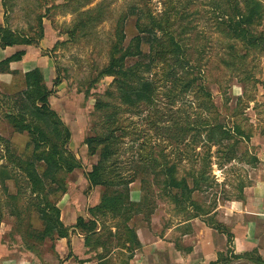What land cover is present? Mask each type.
Wrapping results in <instances>:
<instances>
[{
  "label": "rangeland",
  "instance_id": "rangeland-1",
  "mask_svg": "<svg viewBox=\"0 0 264 264\" xmlns=\"http://www.w3.org/2000/svg\"><path fill=\"white\" fill-rule=\"evenodd\" d=\"M133 5L143 23L149 25H152L150 15L162 17L172 5L184 6L186 13L178 18L172 14L170 30L180 35L189 65L182 66L174 60L155 62L153 70L146 72L138 64L148 63L150 59L148 33L140 34L146 37L142 42L146 56L122 58L125 67L137 72L133 79L151 77L158 72L160 87L152 104L146 100L124 102L114 77L100 78L102 69L113 58L120 59L131 39L139 33L135 24L137 15L131 11ZM211 7L210 0H0V26L31 40L30 44H16L7 51H4L7 47H0V58L21 49L26 51L21 62H13L11 70L0 72V256L2 248L9 247L15 249L12 256L34 257L37 264L62 262L57 252L60 239L38 240L31 233L42 230L43 222L28 203L29 183L14 164V156L31 158L33 146L29 134L16 131L4 116L6 110L14 108L19 92L26 87L23 69L34 65L43 68L46 83L53 90L51 107L70 128L68 147L82 163L80 168L64 175L67 192L51 196L58 200L60 208L73 203L76 210L88 211L95 200H100L104 188H92L86 176L99 161V154L90 153L85 139L108 134L109 125L119 137L115 142L118 152L108 160V165L114 164L127 178L137 176L130 187L134 193L138 191L141 197L144 194L147 197L148 205H144L142 215L149 224L161 210L165 221L170 222L174 216L188 218L194 213L203 215L207 210L211 213L207 218L220 223V206L243 197L244 187L253 183L252 169L264 164L261 159L264 145L260 139L264 134V48L247 50L238 42L237 53L242 59L236 60V68L228 64L234 54L229 49L228 38L214 25ZM121 31L125 35L122 38ZM155 33L163 35L157 27ZM167 63L175 65L177 74L190 79L198 74L202 86L195 82L187 88L185 77L177 83L175 80L172 86L164 78ZM98 101L105 106L98 108L95 105ZM112 113L115 121L108 119ZM197 116L210 121L217 118L228 127L238 123L244 131V135L234 137L235 143L226 138L221 150H218L220 144L211 145L212 165L207 168L208 178L199 186L189 178L190 187H196L192 196L200 208H194L189 201L176 202L162 183L141 181L153 178L145 175L148 167L144 162L152 161L156 171L164 170L166 162L175 163L177 177L204 166L203 157L209 154V145L197 148L201 142L192 141L196 132L191 123ZM232 143L231 155L235 158L227 161L223 158L227 152L224 147ZM39 169L43 168L39 166ZM150 210L153 214L149 218L146 213ZM103 221L108 222L104 223L107 227L117 222V218L109 214L102 216ZM228 231L226 225L224 232ZM228 248L225 253L231 256L230 243Z\"/></svg>",
  "mask_w": 264,
  "mask_h": 264
},
{
  "label": "trees",
  "instance_id": "trees-1",
  "mask_svg": "<svg viewBox=\"0 0 264 264\" xmlns=\"http://www.w3.org/2000/svg\"><path fill=\"white\" fill-rule=\"evenodd\" d=\"M191 1L189 0V2ZM210 4L212 5L211 9L214 19L212 21L216 29L228 38L229 49L234 54V59L229 61L228 64H232L236 68V60L238 58L242 59V56L237 53L238 46L236 44L238 42L247 50L264 48L263 0H210ZM183 8L184 6L177 8L172 5V9L166 10L162 17L150 15L152 25H149L148 23H143L142 16L138 15L135 6L131 7L132 13L137 15L135 24L139 33L131 39L130 44L126 47L120 59L113 58L109 65L103 68L100 73V78L105 76L114 77V82L117 83V88L122 94L124 102L146 100L152 104L156 100L155 92L160 87L158 72L154 73L151 77L139 76V78L133 79L137 74L135 69L125 67L122 63V58L128 56L142 54L146 56L142 49L143 38L146 37L142 35L148 33L150 36L146 38L149 42L150 59L148 63L141 62L138 64L144 66L146 72L153 70V63L155 62L164 63L174 60L176 64L180 63L182 66L190 64L186 58L185 48L182 39L179 37L180 35L170 30L173 23L171 19L172 14H174L175 18L185 16L186 13L183 11ZM98 10L102 14L99 6ZM128 16V14L124 16L121 24H124V20L126 21ZM155 27L162 31V36H158L155 33ZM186 29L189 28L186 27ZM123 36H125L124 32L121 31L120 37L122 38ZM30 43V39L20 37L12 30L0 26V47ZM25 54L26 51L21 49L1 59L0 72L11 70V63L22 60ZM160 69L162 70V66ZM24 76L26 87L19 92L14 108L6 110L4 116L16 131L27 132L29 134L31 145L33 146L31 158L14 156V159H16L14 164L25 174L29 183L31 201L28 203L32 205L43 222L42 230H34L31 233H34L33 236L38 240H46L47 238L55 240L69 237L71 227L63 222L58 200H53L51 196L67 192V182L64 175L80 168L82 163L68 147L71 138L70 128L64 124L58 113L51 107L50 96L53 90L46 83L43 68L36 66L26 71ZM181 77L188 78L177 74L174 64L167 63L164 73L165 80L167 81L168 79L173 86L174 81L176 80L177 83ZM195 82L202 86L198 74L191 79L188 78L184 86L187 88L191 87ZM56 84H59L58 80ZM95 105L98 108L105 106L101 101H98ZM111 118L115 121L114 113L108 115V119L111 120ZM191 127L196 132L192 137V141L195 144L201 142V145H196L197 148L209 145V154L203 157L204 166L197 171H189L185 176L177 177L175 163L168 164L166 162L167 167L164 170L156 171L153 168L154 163L152 161L151 163L144 162V165L148 167L145 175L152 176L153 178L152 181H147L146 179H142L141 181L144 184L146 182L149 184L162 183L176 202L189 201V204L194 208H200L199 203L192 196L196 187L195 185L194 187H190L189 178H192V182L199 186L202 181L208 178L206 175L207 168L212 165L211 145L220 144L218 150H221L224 144L223 141L226 138L233 139L235 143L237 139H234V137L244 135V131L238 123H233L231 127H228L225 122L217 118H213L210 121L202 119L200 116H197V119L191 123ZM108 130V134H95L85 139L90 153L94 155L99 154V161L93 164L92 169L86 173L89 185L92 188L101 186L104 188V191L99 203L88 208L91 218L86 220L79 216L74 226L84 233L85 244L87 246L94 248L101 246L107 252L111 251L115 246H121L131 251L137 247L139 242L137 240V232L135 229L130 228L127 223L135 214L144 212V205H148L147 197L144 194L138 202L132 201L130 197V184L137 176L133 175L127 178L125 175H121L117 168L113 167L114 164L108 165V160L118 152L115 142L117 141V137H119V135H115V129H112L110 125ZM202 132H205V135H202ZM233 147V143L224 147L227 150L224 153L225 157H223L225 160L230 161L235 158L231 155ZM7 149L9 150V147ZM39 166L43 168L42 171L39 169ZM5 167L6 165L3 166L4 171H6ZM175 189L178 191H174ZM204 212L203 215L194 213L190 214L189 217H205L207 214H210L207 210ZM109 214L117 218V222L114 223L116 231H113L110 226H103L100 232L103 229L105 231L99 233L97 231L98 220H102V216ZM146 214L150 218L153 211L150 210ZM204 220L220 232L226 230V225L221 222L213 223L210 221L212 219L207 217ZM227 235L228 242L232 246L233 234L228 231ZM113 238L117 239L116 243L113 242ZM30 249L32 248L30 247ZM230 252L231 256H228L224 252L220 253L218 259L210 264H229L234 259L240 257H248L258 264H264V259L251 258L249 254L237 255L232 250ZM131 257L132 254L130 253L128 258L130 259ZM121 264L129 263L124 259Z\"/></svg>",
  "mask_w": 264,
  "mask_h": 264
},
{
  "label": "crops",
  "instance_id": "crops-1",
  "mask_svg": "<svg viewBox=\"0 0 264 264\" xmlns=\"http://www.w3.org/2000/svg\"><path fill=\"white\" fill-rule=\"evenodd\" d=\"M10 47L8 46L4 51ZM4 58L6 56L0 60ZM34 67L36 65L23 69V72ZM260 139L264 145V134L260 136ZM261 159L264 161V157ZM253 173L256 174V177H252ZM251 178L253 183L244 187L243 197L228 200L221 205L222 210L218 217L233 234L232 248L235 254H249L251 258L264 259V164L252 169ZM130 197L135 202L141 199L138 191L134 193L131 187ZM99 201L95 200L91 206L96 205ZM60 209L63 222L71 227L70 236L59 240L60 246L57 247V252L62 258L60 264H121L124 259L129 264H210L218 259L220 253H225L229 245L227 232H220L210 226L201 218L202 216L188 218L180 216L175 218L174 216L170 222L165 221L166 217L161 210L160 214L152 217L150 224L143 219L142 213L135 214L128 221V226L137 232L139 244L136 248L128 251L127 248L115 246L107 252L101 246L97 248L87 246L84 233L74 226L79 216L86 220L91 218L88 211L76 210L73 203H66ZM106 222L98 220L97 231L99 233L105 231L103 229L100 232L102 227L106 226L104 224ZM109 226L113 231H116L114 224ZM113 242L116 243L117 239L113 238ZM127 244L129 243L127 242ZM14 251L15 249L9 247L2 248L0 264H37L33 260L34 257L20 259L12 256ZM103 253L105 254L102 256ZM130 253L132 257L129 259ZM65 254L67 255L65 256ZM69 254L72 255L69 256ZM242 262L258 264L248 257L236 258L231 264Z\"/></svg>",
  "mask_w": 264,
  "mask_h": 264
},
{
  "label": "water",
  "instance_id": "water-1",
  "mask_svg": "<svg viewBox=\"0 0 264 264\" xmlns=\"http://www.w3.org/2000/svg\"><path fill=\"white\" fill-rule=\"evenodd\" d=\"M232 262H230L229 264H231Z\"/></svg>",
  "mask_w": 264,
  "mask_h": 264
}]
</instances>
